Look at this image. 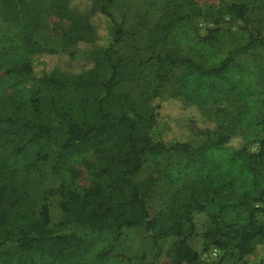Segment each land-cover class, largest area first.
<instances>
[{"label": "trees", "instance_id": "obj_1", "mask_svg": "<svg viewBox=\"0 0 264 264\" xmlns=\"http://www.w3.org/2000/svg\"><path fill=\"white\" fill-rule=\"evenodd\" d=\"M113 1L100 5L116 26L113 42L103 51L109 76L92 70L78 76L58 73L25 97L19 86L27 81L31 65L0 66V264H81L95 246L76 234H58L51 228L47 197L36 207L28 195L18 194V185L48 158L46 149L51 145L56 146L51 171L59 181L55 192L64 214L61 225L82 224L97 234L118 233L117 238L124 228L143 226L155 245L179 236L173 264H198L200 256L186 234L194 231V212H205L206 233L217 238L216 246L233 249L241 264H248L242 258L264 244V224L258 216L264 213V37L240 27L228 31L232 46L227 47L187 24L202 15L196 0H177L182 10L180 56L175 51L158 54L127 70V57L114 56L125 23L116 22L107 10ZM16 2L0 0V15L12 24L28 21L31 25L24 27V35L33 44L38 11L20 9ZM226 7L229 18L247 19L246 3ZM72 27L83 35L90 32L82 21ZM173 27V19L162 18L160 30L166 37L174 34ZM248 53L251 56L242 59ZM146 65L158 78L151 74L137 93L121 90L125 76L143 79L139 72ZM177 66L180 73L169 90L162 83ZM157 99L198 109L214 123L216 139L200 148L189 140L168 145L157 139ZM234 136L244 138L246 145L231 146ZM253 143L259 144L254 153L247 150ZM170 150L185 153L175 178H181L183 170L190 180L180 181L182 194L174 197L168 211L153 216L147 206L153 179H140L139 174L147 160L161 162ZM77 163L86 169L90 186L74 185Z\"/></svg>", "mask_w": 264, "mask_h": 264}, {"label": "rangeland", "instance_id": "obj_2", "mask_svg": "<svg viewBox=\"0 0 264 264\" xmlns=\"http://www.w3.org/2000/svg\"><path fill=\"white\" fill-rule=\"evenodd\" d=\"M202 9V15L190 18L187 22L202 36H208L225 45L232 46L229 30L240 27L255 36L264 37V0H196ZM104 0H18L20 9H37L36 22L38 29L34 31L35 43L26 40L24 27L31 25L28 21L12 24L5 22L0 15V66H16L27 62L32 72L27 81L19 86L22 96L30 97L43 88L42 80L49 79L58 73L63 75H81L90 70L97 74L109 76L111 69L103 51L109 47L115 38V23L109 16L100 11ZM243 2L249 6L247 19H231L227 13V5ZM116 22L124 21L125 35L123 40L114 47L116 57H127V70L138 67L141 60L175 51L180 56V5L177 0H114L107 9ZM173 19L174 34L168 37L160 30L162 18ZM76 21H82L90 32L83 35L72 27ZM216 21H218L216 23ZM217 27L223 31L213 33ZM262 27V29H260ZM53 50V52L51 51ZM5 53L2 58L1 53ZM250 53L242 59L250 57ZM146 65L141 70L143 79H133L125 76L121 90L137 93L146 87L142 82L152 75ZM156 68L164 72L165 68ZM180 66L174 68L168 81L162 84L167 89L174 86ZM152 74V75H151ZM158 78V77H157ZM157 83V82H156ZM152 85V84H151ZM151 86H149L150 88ZM157 123L154 135L157 139L172 145L176 141L189 140L194 148H200L205 143L216 139L214 123L203 117L202 113L192 106L181 104L180 101L157 99ZM246 140L234 136L230 145L239 148L246 145ZM259 148L258 143L248 145L247 150L254 153ZM56 146L46 149L48 158L32 169L25 181L18 185L19 195H28L31 203L38 207L48 198L52 218L51 228L58 234L73 233L93 241L95 246L81 260V264H173L176 249L182 237L170 236L161 239L155 245L149 232L143 226L124 228L118 233L105 232L97 234L91 228L82 224L61 225L64 214L59 206L60 198L55 189L58 179L51 171V163L55 157ZM185 153L170 150L161 162L155 158L147 160L139 174L140 179H153L152 189L147 197V206L153 216L161 211H168L176 195L182 194L183 181H189L181 170L182 177L175 178V171L183 166ZM75 168L78 176L74 185L84 188L91 185V179L86 169L77 163ZM173 180L176 181L173 183ZM52 190L51 192H49ZM180 197V196H179ZM259 221L264 224V213H260ZM194 231H189L187 242L200 256L198 264H241L237 253L229 248L220 249L216 246V237L207 235L209 216L205 212L196 211L193 214ZM217 248L220 254L217 258L211 256V250ZM242 260L252 264L263 260L264 244H258ZM73 263V262H72Z\"/></svg>", "mask_w": 264, "mask_h": 264}, {"label": "built area", "instance_id": "obj_3", "mask_svg": "<svg viewBox=\"0 0 264 264\" xmlns=\"http://www.w3.org/2000/svg\"><path fill=\"white\" fill-rule=\"evenodd\" d=\"M219 254H220V250L219 249L214 248V249L211 250V256L213 258H217L219 256Z\"/></svg>", "mask_w": 264, "mask_h": 264}]
</instances>
